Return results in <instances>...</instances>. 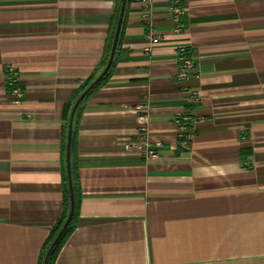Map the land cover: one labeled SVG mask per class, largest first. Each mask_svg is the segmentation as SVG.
Masks as SVG:
<instances>
[{
    "label": "crops",
    "instance_id": "obj_1",
    "mask_svg": "<svg viewBox=\"0 0 264 264\" xmlns=\"http://www.w3.org/2000/svg\"><path fill=\"white\" fill-rule=\"evenodd\" d=\"M181 3L175 32L168 0L150 24L126 0L107 75L73 114L75 216L54 264H264V0ZM120 4L0 0V264H41L65 216L71 110L107 63ZM180 46L196 67L183 82ZM141 124L158 157L129 147Z\"/></svg>",
    "mask_w": 264,
    "mask_h": 264
},
{
    "label": "built area",
    "instance_id": "obj_2",
    "mask_svg": "<svg viewBox=\"0 0 264 264\" xmlns=\"http://www.w3.org/2000/svg\"><path fill=\"white\" fill-rule=\"evenodd\" d=\"M146 3V7L143 12L145 21L149 24L151 23V13L152 4L157 0H141ZM182 0H168V8L171 15L172 23L174 25L175 32H180L183 27V15L185 14V8L182 5ZM158 41L157 37H151V42L156 43ZM177 57L179 60L178 68L176 72V79L179 82H183L188 76L194 74L196 71L195 64L191 60L189 50L185 46H180L177 49ZM5 72L8 79L14 85L13 92L17 97L22 96L23 90L16 83L19 81V73L13 68L8 66L5 68ZM193 98V95H192ZM178 126V131L176 134V139L178 144L186 146L192 139V129L191 116L189 114L180 113L174 118ZM129 147L137 152L143 159H150L159 156L160 149L164 147V142L160 139L152 137L149 129L145 125H140L138 132L134 138H132L129 143Z\"/></svg>",
    "mask_w": 264,
    "mask_h": 264
},
{
    "label": "water",
    "instance_id": "obj_3",
    "mask_svg": "<svg viewBox=\"0 0 264 264\" xmlns=\"http://www.w3.org/2000/svg\"><path fill=\"white\" fill-rule=\"evenodd\" d=\"M125 3H126V0H121L119 15H118L117 22H116V27H115V31H114V35H113V39H112L110 53H109V57H108V60H107V63L105 65L104 69L97 76V78H95L94 81L91 84H89V86L79 95V97L75 101V103L72 107V110H71L68 135H67V145H66V148H67V150H66V163H67V179H68V192H69V210H68V214L64 220L62 227L60 228V230L58 231V233L56 234V236L52 240L48 249L46 250L45 256L43 258V264H47V259H48V256H49L51 249L57 243V241L59 240L63 231L65 230V228L70 223L72 216H73V212H74V191H73L71 173H70V143H71V126H72L73 114L75 112V109H76L78 103L91 90V88L106 74L109 67L111 66L113 56H114V52H115V48H116L117 41H118L119 31H120V27H121V23H122L123 12L125 9Z\"/></svg>",
    "mask_w": 264,
    "mask_h": 264
},
{
    "label": "trees",
    "instance_id": "obj_4",
    "mask_svg": "<svg viewBox=\"0 0 264 264\" xmlns=\"http://www.w3.org/2000/svg\"><path fill=\"white\" fill-rule=\"evenodd\" d=\"M106 75H107V73L91 88L90 91H92L93 89H95L100 84V82L103 80V78ZM74 143H75V135H74V133H72L71 134V144H70V173H71V180H72L73 191H74L73 180L75 179V172H76V161H75V157H74ZM66 201L67 202H66V205H65V208H64L65 209V216L63 217V220H60L56 224L55 228L52 230L51 235H50V237L48 239V244H47L46 250L50 246L52 240L54 239V237L56 236V234L58 233V231L60 230V228L62 227V225L64 223V220H65V218H66V216L68 214V210H69L68 183H67V199H66ZM74 216H75V209H74V213H73V216H72V219H71L70 223L68 224V226L63 231V233L60 236V238L57 241V243L51 249V251L49 253V256H48V259H47V264H54V261H55V258L57 256V253H58L59 249L61 248V246H62L64 240L66 239V237L68 236V234L73 229V219H74ZM45 253H46V251H45ZM45 253L43 255V258L45 256ZM41 264H43V259H42V263Z\"/></svg>",
    "mask_w": 264,
    "mask_h": 264
}]
</instances>
